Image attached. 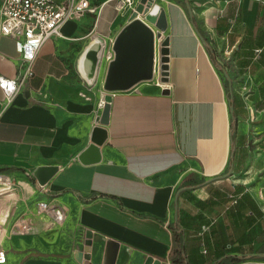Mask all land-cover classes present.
Instances as JSON below:
<instances>
[{"label":"crops","instance_id":"0c3cea01","mask_svg":"<svg viewBox=\"0 0 264 264\" xmlns=\"http://www.w3.org/2000/svg\"><path fill=\"white\" fill-rule=\"evenodd\" d=\"M89 1L97 12L41 47L10 103L0 88V174L15 183L0 184L5 264H103L107 239L115 264H264V0H156L168 80L116 91L104 87L106 57L92 86L77 62L95 35L111 52L132 9ZM25 70L0 33V74ZM96 126L107 137L93 160ZM41 166L56 167L44 185ZM40 202L63 220L39 214Z\"/></svg>","mask_w":264,"mask_h":264},{"label":"water","instance_id":"95a60500","mask_svg":"<svg viewBox=\"0 0 264 264\" xmlns=\"http://www.w3.org/2000/svg\"><path fill=\"white\" fill-rule=\"evenodd\" d=\"M156 0H139L129 18L116 37L112 49L114 58L109 62L104 87L110 91L127 90L142 80L152 79L155 71L161 76L162 81L168 80L169 40L163 38L166 28L165 17L161 15V9L155 5ZM203 43L204 36L198 31ZM106 41L101 36L95 35L86 44L77 62V69L87 85H94L100 74L101 65L105 58ZM157 67V69L155 68ZM166 89L163 93H168ZM111 96L105 103L104 114L101 123L108 120ZM234 106L231 107L233 111ZM107 132L105 128L96 126L92 133V145L86 154H93V160L100 158L99 146L105 141ZM85 154V155H86ZM56 171V167H39L34 175L42 185L46 184ZM91 233H88L90 237ZM91 240L86 241L84 252H90ZM119 251V244L113 239H107L103 264H115ZM78 251L75 257L81 261L83 257L89 258ZM145 264H161L159 259L149 256Z\"/></svg>","mask_w":264,"mask_h":264},{"label":"built area","instance_id":"2783aa9c","mask_svg":"<svg viewBox=\"0 0 264 264\" xmlns=\"http://www.w3.org/2000/svg\"><path fill=\"white\" fill-rule=\"evenodd\" d=\"M139 0H119L117 9L135 8ZM98 7L89 0H1L0 33L15 40L16 46L26 64V70L16 78L0 74V88L4 91L7 102H11L26 77L32 76L33 63L41 47L51 38L63 37L62 28L70 20L80 18L86 12H97ZM229 49L221 50L226 58ZM112 61L114 51L105 53ZM157 69V67L155 66ZM158 73V70L155 71ZM0 184L15 188V183L6 175L0 174ZM39 214H48L54 222H61L64 214L61 209H50L47 202L38 205ZM1 237V235H0ZM7 262L6 250L0 243V264Z\"/></svg>","mask_w":264,"mask_h":264},{"label":"rangeland","instance_id":"374dc122","mask_svg":"<svg viewBox=\"0 0 264 264\" xmlns=\"http://www.w3.org/2000/svg\"><path fill=\"white\" fill-rule=\"evenodd\" d=\"M116 2H117V0H116ZM0 5H1V0H0ZM125 10H126V8L122 9V11H125ZM235 76H236V74H235ZM235 80H237V77H236ZM154 83H155V76H154V78H152V79H148V80H142V81H140V82H139V85L144 86V87H147V86L152 85V84H154ZM232 94L234 95V97H236V90H235V88H233V90H232ZM233 99H234V98H233Z\"/></svg>","mask_w":264,"mask_h":264},{"label":"trees","instance_id":"16d2710c","mask_svg":"<svg viewBox=\"0 0 264 264\" xmlns=\"http://www.w3.org/2000/svg\"><path fill=\"white\" fill-rule=\"evenodd\" d=\"M213 53V52H212Z\"/></svg>","mask_w":264,"mask_h":264}]
</instances>
